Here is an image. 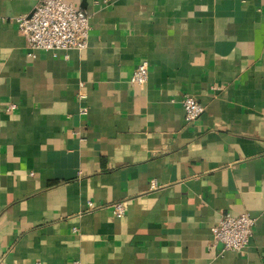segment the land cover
<instances>
[{
	"label": "crops",
	"instance_id": "0c3cea01",
	"mask_svg": "<svg viewBox=\"0 0 264 264\" xmlns=\"http://www.w3.org/2000/svg\"><path fill=\"white\" fill-rule=\"evenodd\" d=\"M39 1L0 0V264H264V0H63L90 27L56 52L14 21Z\"/></svg>",
	"mask_w": 264,
	"mask_h": 264
},
{
	"label": "built area",
	"instance_id": "2783aa9c",
	"mask_svg": "<svg viewBox=\"0 0 264 264\" xmlns=\"http://www.w3.org/2000/svg\"><path fill=\"white\" fill-rule=\"evenodd\" d=\"M89 15L63 0H40L28 15L15 18L18 30L25 36L30 50L56 52L58 50H82L87 45L89 31ZM32 54V53H31ZM148 76V63H138L130 77V83L143 84ZM80 94V97H83ZM10 105L8 108H13ZM182 107L187 122L195 121L204 111L203 106L192 96L184 95ZM156 182H151V188ZM91 206V205H90ZM115 216L124 215L123 202H113ZM255 219L247 212L233 216L228 213L221 215L212 227L214 244H220L223 251L239 252L244 250L252 236Z\"/></svg>",
	"mask_w": 264,
	"mask_h": 264
}]
</instances>
